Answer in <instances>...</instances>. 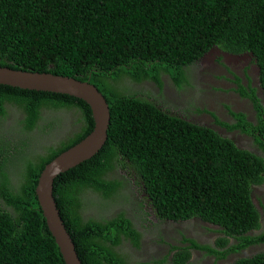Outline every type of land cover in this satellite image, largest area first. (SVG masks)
Instances as JSON below:
<instances>
[{"label":"trees","instance_id":"trees-1","mask_svg":"<svg viewBox=\"0 0 264 264\" xmlns=\"http://www.w3.org/2000/svg\"><path fill=\"white\" fill-rule=\"evenodd\" d=\"M211 45L256 57L262 92V98L253 96L257 121L239 119L247 131L264 134V0H0V65L87 80L107 101L103 144L52 181L55 204L72 240H138L121 212L105 222L80 215L87 200L86 194L80 198L82 189L107 195V183L112 189L115 180L104 174L117 161L133 165L158 217L196 215L218 223L222 234L216 240H264V231L245 232L258 226L249 185L262 180L264 156L122 89L127 78L158 81L160 70L179 85L186 79L187 63ZM7 102L22 114L15 126L4 123ZM69 106L79 112V129L55 144H47L41 130L32 135L44 120L41 109ZM91 127L90 108L79 97L0 83V240H54L34 191L37 175ZM9 134L18 135L19 145L9 141ZM255 139L264 150L256 134ZM10 169H17L16 181L6 178ZM72 242L81 264H124L111 247L119 241ZM253 242L258 241H215L217 249L196 241L190 245L222 257ZM179 248L172 264L189 259L187 247ZM0 264L65 263L55 241H0ZM155 264H164L163 259ZM230 264H264V252Z\"/></svg>","mask_w":264,"mask_h":264},{"label":"flooded vegetation","instance_id":"flooded-vegetation-1","mask_svg":"<svg viewBox=\"0 0 264 264\" xmlns=\"http://www.w3.org/2000/svg\"><path fill=\"white\" fill-rule=\"evenodd\" d=\"M203 55L204 54L195 58L192 62L204 61L205 63H208L207 67L209 69L216 72V74L213 75L215 83L211 86V90L209 88L208 93H196V91H194L189 96L182 95L178 100L169 102V105L176 109L184 107L185 105L187 112H184L180 116L192 122L211 127L219 134L229 137L235 145L258 154L260 153V155L264 156V150L255 139L256 134L259 139L264 142V134H260L258 130H253L252 132L247 131V127L243 125L239 119V116H242L246 123L249 122L251 124H254L257 121V109L253 101V96L262 98V92L258 83L259 74L256 62L252 57H247L241 54L237 57H226L215 53L210 56ZM187 65H190V63ZM159 72L162 71L160 70ZM186 75L187 74L183 71L184 78ZM144 80L145 78L139 80L132 78L130 80L127 78L123 82L124 85L127 84L131 87V91H135L138 89V86H140L139 89L146 86L144 82H141ZM171 84L173 85L174 82L170 80V85ZM170 88L169 83L165 82L160 89L159 87H156L154 91L151 90L154 96L159 97V102L156 104L157 107L166 110L164 108L165 105L163 104V101L165 102V100L162 98V95L164 96L163 92L165 93L169 91ZM258 101L262 102L260 99ZM48 110L49 108L45 109V111ZM21 116L22 114L20 112V117ZM232 124L235 125L232 126ZM237 138L244 140L238 142ZM6 174V178L10 179L11 182H13V180L16 181V174H12L8 171H6ZM107 175L108 173L106 172L105 177H107ZM252 185L253 183L251 186ZM84 189L87 190V188ZM82 192L83 193L80 197H83L85 193H88L84 190H82ZM145 196L147 201L137 200V207H135L134 210L128 208L127 205H124V211H121L122 207L118 206L116 212V214L121 212L130 220V222H132L133 226L141 234L139 240H150L148 238L150 235H156V240H204V237L207 238V240H216L219 236L215 233L218 230L213 229L211 222L203 220L196 215L174 220L158 217L154 214L147 195ZM141 207L143 208V211L146 212V216L147 214L153 216L152 221L148 218H146L145 221L141 219ZM136 214L140 215L137 216ZM191 218L196 219V227L191 226L188 232H184L183 229L181 231L179 229L171 231L168 228V221H184ZM258 228L259 225L256 229ZM165 229L168 236L164 235ZM205 229H208L205 236H202L200 233L193 232V230H197L199 232ZM196 242L199 245H206L217 249V246L214 245L215 241ZM149 243L150 241H139L137 248L134 249V252L140 254L141 256H148V258L145 259L147 264H155L161 259H163L164 264H172V256L178 249H180L179 247H187L190 251V256L193 254L198 255L195 258L197 259L195 264H230L241 256H251L258 252H264V242H261L259 245H248L237 251L229 252L222 257H216L214 254L208 253L206 249L193 247L190 245V241H156L154 244ZM127 247L129 251H131V242L129 243L127 241L126 248H123V250H126ZM186 264H189V259Z\"/></svg>","mask_w":264,"mask_h":264},{"label":"rangeland","instance_id":"rangeland-1","mask_svg":"<svg viewBox=\"0 0 264 264\" xmlns=\"http://www.w3.org/2000/svg\"><path fill=\"white\" fill-rule=\"evenodd\" d=\"M207 66H208V63H205L204 61H201V62L191 61L190 65H186L184 67V72L187 74L186 79L185 81L180 82L181 84L179 85L175 83L173 85L172 84L170 85V80L173 81L172 78L167 72L161 70L162 72L158 73V78H159L158 81L152 78H147L146 80L141 81L146 84V86H143L142 89H139L140 86H138L137 90L131 91V87H129L127 84H125L122 87V89L124 90V92H127V93L129 92L136 97H141V98H146V99L149 98L157 104V102H159V97L154 96L152 94V91H154L156 87H159L160 89L163 83L167 82L169 83V86L171 88L169 91L165 93L163 92L164 96L162 95V98L165 100V102L163 101V104L165 105L164 108L169 113L181 115L184 112L185 113L187 112L186 106L184 105V107H180L176 109L173 106H170L169 102L173 100H178L179 98H181L182 95L189 96L194 91H196V93H200V92L208 93L209 88L211 90V86H213V84L215 83L213 79V75L216 74V72H213ZM258 83H259V79H258ZM116 86L119 89V85H116ZM5 107L7 109V113L4 118V123L11 125V126H15L17 119L20 118L19 109L15 105L9 102L5 104ZM78 113L79 112L77 111V108L73 106H69L68 108L62 107L59 109L49 108L48 111H45V109H41L42 119L44 120L38 121V125L37 127L33 129L34 134L32 135L36 136L37 131L41 130L45 133L43 134V137L42 136H39V137H42V139L47 138L46 139L47 144H55L59 139L79 129L80 122L75 121L76 115H78ZM50 119L53 121H51ZM47 121H51L53 125L55 126L54 127L50 126L47 123ZM8 137L10 138L9 141L12 140V144L14 146L19 145L17 134H9ZM20 140H24V138H20ZM237 140L238 142H241L244 139L240 140L237 138ZM33 144H34V141L31 142L29 146H32ZM107 173H108L107 178L109 180L113 179L116 181V183L115 181H113V183L115 184L114 187L110 189V185L107 183L105 188H108V190H111L107 195H103L102 192L97 191V190H95L96 191L95 192L91 190L90 188L87 190L88 192L87 200H85L82 208H80V215L83 219H94V220H99L101 222H105L108 219L117 215L116 212H117L118 206L122 207L121 211L125 210L123 208L124 205H127L128 208L134 210V208L137 207V204H136L137 200H146V196H145L146 192L143 188L142 181L139 175L136 173L135 168L133 167L132 164H129L128 162L124 163L122 161L121 162L117 161L112 165L111 169L107 171ZM103 178H104L103 175L100 174L99 180H103ZM250 186L251 184L249 185V187ZM250 196H251L253 203L255 204V207L258 210L259 220L263 227L264 225V174H263L262 180L259 183H253V185L251 186ZM140 210L142 212L141 219L143 221H145L146 218L152 221L153 216L148 215V214L146 216V212L143 211L142 207L140 208ZM136 215L139 216L140 214H136ZM195 221L196 219L194 218L184 220V221H180V220L168 221V228L171 231H175L176 229H179L181 231L183 229L184 232H188L191 226L196 227ZM208 222L212 223L213 229L221 230L220 225L218 223H215L212 221H208ZM131 227L137 231V234L139 235L138 236V240H139V237L141 234L133 226L132 222H131ZM193 232L200 233L202 234V236H205L206 232H208V229L201 230L199 232L197 230H193ZM215 233L218 235L220 234V232L218 231ZM164 235L168 236L166 229L164 231ZM148 238L150 240H156V235H150L148 236ZM203 239L207 240V238L205 237ZM120 240H129V239L127 237H121ZM128 242L130 243V241ZM155 242L156 241H150L149 244H154ZM204 242H207V241H204ZM126 243L127 241H119L118 243L111 245L113 250H115L117 253L121 254L124 257L125 259L124 264H147V261H145V259H147L148 256H141L140 254L134 252V249L137 248L139 241L137 242V245H134L131 242V251H129L128 247L126 250H123V248H126ZM105 244H108V243H105ZM197 256H198L197 254H193L192 256H190L189 264H195L197 260L195 258Z\"/></svg>","mask_w":264,"mask_h":264},{"label":"water","instance_id":"water-1","mask_svg":"<svg viewBox=\"0 0 264 264\" xmlns=\"http://www.w3.org/2000/svg\"><path fill=\"white\" fill-rule=\"evenodd\" d=\"M221 54L237 57L239 54L256 57L251 51L230 52L212 45L203 56ZM258 70L259 66L256 65ZM0 83L21 88L67 93L83 99L90 108L92 127L76 142L51 157L39 170L34 191L38 204L54 240H72L58 213L52 194V181L56 174L94 154L103 144L109 120L107 101L97 86L71 75L49 71L13 68L0 65ZM65 264H81L72 241H55Z\"/></svg>","mask_w":264,"mask_h":264},{"label":"clouds","instance_id":"clouds-1","mask_svg":"<svg viewBox=\"0 0 264 264\" xmlns=\"http://www.w3.org/2000/svg\"><path fill=\"white\" fill-rule=\"evenodd\" d=\"M212 46V45H211ZM210 46V47H211ZM209 47V48H210ZM205 51H207V50H205ZM204 51V52H205ZM203 52V53H204ZM231 52V51H230ZM202 53V54H203ZM238 53H240V52H238ZM201 54V55H202ZM253 59H254V57L253 56H251ZM197 58V57H196ZM254 61L256 62V60L254 59ZM190 63V62H189ZM189 63H187V64H189ZM257 65V64H256ZM147 78H145V80H146ZM129 93V92H128ZM146 99V98H145ZM147 100H149V101H151V102H153V103H155L153 100H151V99H149V98H147ZM243 148V147H242ZM8 172H10V173H12V174H16L17 175V173H18V171H17V169H10ZM39 173V172H38ZM38 176V175H37ZM37 180V179H36ZM36 183V182H35ZM35 186V185H34ZM89 189V187H87V190ZM82 190H84V191H87L86 189H82ZM86 194V193H85ZM87 195V194H86ZM249 195H250V190H249ZM37 198V197H36ZM81 199H84L83 197H80ZM250 199H251V196H250ZM251 201H252V199H251ZM253 202V201H252ZM84 204V203H83ZM254 204V203H253ZM56 205V204H55ZM254 206H255V204H254ZM40 207V206H39ZM57 207V206H56ZM256 208V207H255ZM58 209V208H57ZM256 210H257V208H256ZM257 212H258V210H257ZM59 213V212H58ZM43 215V214H42ZM44 217V216H43ZM45 219V218H44ZM46 222V221H45ZM47 225V224H46ZM258 225H259V228L258 229H256L257 227H255V228H252V229H250V230H248V231H245V232H247V233H249V234H255V233H258L259 231H264V228L262 227V225H261V222H260V220H259V213H258ZM48 228V227H47ZM218 231H220V230H218ZM69 233V232H68ZM222 234V232L220 231V234L219 235H221ZM71 237V236H70ZM229 238V240H232L233 238L232 237H228ZM72 239V238H71ZM194 240V239H193ZM230 242V241H229ZM261 243V241H258V242H253V243H249V244H247L246 246H248V245H259ZM245 246V247H246ZM244 248V247H243ZM242 249V248H241ZM242 257H246V256H242ZM240 258V257H239Z\"/></svg>","mask_w":264,"mask_h":264}]
</instances>
